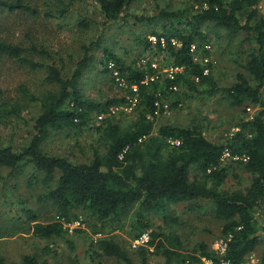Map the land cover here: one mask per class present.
I'll list each match as a JSON object with an SVG mask.
<instances>
[{"label":"trees","instance_id":"obj_1","mask_svg":"<svg viewBox=\"0 0 264 264\" xmlns=\"http://www.w3.org/2000/svg\"><path fill=\"white\" fill-rule=\"evenodd\" d=\"M96 1L108 23L128 17L125 11L135 0ZM261 1L189 0L192 11L188 8L176 11L161 9L156 17L171 20V27L164 24L162 32L151 31L157 38L154 43L148 38L140 39V42L145 48L156 44L159 50L173 57L175 66L184 67L173 79L160 76L146 83V77L155 73L151 63H129L114 49L98 41L93 43L104 51L100 59L104 72L110 73L114 81L119 78L118 83L124 84L127 90L125 97L98 101L82 89L81 79L93 61L89 53L93 46L86 47L84 57L70 76H63L57 66L50 65L47 79L56 83L58 89L49 91L42 101L43 112L36 119V134L27 146L19 150L11 145H0V167L10 168L13 175L22 166H31L35 171L30 175V184L40 179L37 173L40 172L41 182L47 190L38 196V200L51 203L55 209L51 220L42 221L37 210L23 200L26 219L19 220L22 228L26 229L30 224L34 236L40 239L60 237L75 248L74 240L67 236L69 228L65 225L81 221L91 226L94 234H101L92 241L90 249L93 253L133 264L127 249L113 237L105 235L104 230L112 221L123 222L135 208L136 225L140 231L134 238L149 233L146 245L139 247L143 255H164L168 264L174 258L184 262L187 256L197 260L207 257L241 263L250 254L258 252L257 264H264V109L255 113L252 119L240 122L239 130L224 142L210 139L198 125L164 124L154 134L158 117L155 113L159 108L163 111L162 100L165 97L177 93L174 86L199 92V85L207 84L210 94L223 91L232 105L252 103L264 107V16L258 8ZM0 6L10 11H34L24 0H0ZM185 13L191 15L189 29L176 25L183 24L181 19ZM48 16L55 15L50 13ZM135 18L138 21L148 19L145 16ZM209 22L225 28L230 34L239 31L250 34L246 40L254 45L245 65L250 78L238 74L237 82L220 87L211 73H204L205 66L194 59L191 46L196 44L199 48L207 42L209 34L202 25ZM81 24L88 27L84 20ZM162 38L166 41L164 47ZM172 39L180 45H175ZM26 51L25 47L0 38V60L8 56L32 68L42 66L26 57ZM210 55V51L204 49L203 57ZM134 99L139 101L137 114L123 126L116 120L112 108L124 106L126 102L131 106ZM7 106L5 103L0 105V117L2 112L20 114L17 105L13 108ZM120 113H125V110ZM98 116H102L101 119L98 120ZM95 119L100 122L97 131L107 148L102 153L99 147H95L89 162H73L66 156L50 155L44 150L43 144L53 132L83 129L95 125ZM227 150L232 156L249 157L248 161L229 160L230 165L236 163L252 175L248 187L233 190L226 185L230 165H225L222 157ZM200 200L212 205V212L222 223L220 237L226 243L223 254L202 241L193 249L197 254L186 256L184 251L178 250L181 243L177 236L169 237L157 229L149 232L154 224L153 215L161 214L166 223H177V217L172 214L173 207L185 202L195 207ZM80 213H87L90 219H81ZM76 231L83 232L80 228ZM23 261L24 264H50L35 254L24 256ZM0 264H4L1 257Z\"/></svg>","mask_w":264,"mask_h":264},{"label":"rangeland","instance_id":"obj_2","mask_svg":"<svg viewBox=\"0 0 264 264\" xmlns=\"http://www.w3.org/2000/svg\"><path fill=\"white\" fill-rule=\"evenodd\" d=\"M24 2L34 11H10L0 6V38L25 47V56L42 64L38 68H32L16 58L5 56L0 60V105L5 103L8 108L17 105L20 111L19 115L2 112L0 145H11L17 150L27 146L32 140L36 134V119L43 112L42 101L49 91L58 89L56 83L47 79L50 65L57 66L63 76H70L78 61L84 57L86 47L93 46L89 51L93 61L81 79L82 89L90 98L98 101L110 97H125L127 90L124 84L118 83V78L114 81L110 73L104 72L100 64L104 51L101 46L93 43L98 41L101 45L114 49L129 63H156L155 72L167 77L174 65L173 57L168 52L159 50L156 44L145 48L140 39L148 38L154 43L157 38L151 31L162 32L164 24L167 28L171 27V20L156 17L161 9L190 10L192 6L189 0H135L125 11L128 17L106 23L96 0ZM258 8L264 16V0L259 3ZM50 13L55 16H48ZM188 15L184 14L182 25L176 23L181 29H189L188 20L191 15ZM135 16H145L148 19L138 21ZM83 20L88 23V27H83ZM202 29L208 32L209 37L207 42L198 48L196 55L203 61L206 44H211V48L207 49L211 53L207 65L210 66V73L217 84L220 87L230 86L237 82L238 74L250 78L245 69L254 45L246 40L250 34L245 31L230 34L213 22L203 24ZM114 75L116 76L117 72ZM209 88L207 84H202L199 85V92H191L178 86L177 93L162 100L164 109L159 111L154 134H157L160 126L164 124L198 125L210 139L224 142L239 130L240 122L252 119L255 113L264 109L252 103L232 105L223 91L210 94ZM262 98L264 100V87ZM132 101L133 105L130 106V103L126 102L117 110L116 120L123 126L128 125L137 114L136 105L139 101ZM122 109L125 113L119 114ZM99 119L101 118L98 116ZM94 123L95 125L83 129L53 132L44 142V150L50 155L66 156L73 162H89L95 147H99L102 153L107 148L101 133L97 131L100 122L95 119ZM229 160L225 159L224 164L229 166ZM34 171L31 166H22L11 175L10 168L0 167V257L4 264H24V256L33 254L50 264H125L116 258L98 256L91 251L92 241L101 237V234H94L92 227L87 223L75 221L65 225L69 228L67 236L74 240L75 248H71L69 243L60 237L40 239L34 236L30 224L26 225L27 230L22 228V222L19 220L26 219L23 200L37 210L42 221L51 220L55 214L51 203H40L38 200V196L47 190L41 182L42 174L37 172L40 179L33 184L29 182ZM226 181L230 189H243L251 184L252 175L233 163L229 166ZM191 206L190 202H185L173 207L172 214L177 217V223H166L161 214L153 215L154 224L149 232L157 229L169 237L177 236L181 243L178 250L184 251L186 256L194 255L193 249L202 241L209 243L216 251H222V223L212 212V205L200 200L195 207ZM134 211L135 208L124 217L123 222L112 221L105 228V235L113 237L127 249L133 264H168L164 255H143L140 252L139 247L146 243H138L139 238H134L140 231L136 225ZM80 214L81 219H90L87 213ZM79 228L83 232L76 231ZM164 240L170 245L167 239ZM250 255L258 259V252ZM190 259L187 256L184 262H179L174 258L169 264H187Z\"/></svg>","mask_w":264,"mask_h":264},{"label":"built area","instance_id":"obj_3","mask_svg":"<svg viewBox=\"0 0 264 264\" xmlns=\"http://www.w3.org/2000/svg\"><path fill=\"white\" fill-rule=\"evenodd\" d=\"M172 42H173L175 45H177V46L180 45V44L177 42L176 39H172ZM161 43H162V46L164 47L165 44H166V41L162 38V39H161ZM206 48H207V49H210V48H211V44H210V43H207V44H206ZM197 50H198L197 45H196V44H192V46H191V51L194 53V59H195L196 61H200L199 56L196 55V51H197ZM208 60H209V57H204V58H203V61H200V62L205 66V69H204V73H205V74H209V73H210V66L207 65ZM152 66H153L155 69H157V65H156V63H153ZM183 69H184V67H178V66L172 65V67H171V69H170V71H169L167 77L173 79V78L175 77V75H176L178 72H182ZM160 76H162L160 73L155 72V73L152 74V75H148V76L146 77V79H145V82L148 83L149 80H157V79L160 78ZM118 79H119V78H118ZM177 88H178L177 86H174L173 89L177 90ZM134 89L137 90V87H134ZM131 101H132V100H131ZM132 102H133V101H132ZM118 108H119V107H115V108L113 107V108H112V112H113V114H114V113H117V110H119ZM159 111H160V108H159V109L156 111V113H155L157 116L159 115ZM101 117H102V116H100V118H101ZM225 159H232V160H236V161H238V160L248 161V160H249V157L246 156V155H243V156L234 155V156H232V155L230 154V152L227 150V151H225V154H224L223 157H222V161L224 162ZM148 240H149V234H148V233H145L144 235L141 236V238H139V239L137 240V242H138V243H146V242H148ZM225 249H226V243L224 242V243H223V246H222V251H219V253L223 254L224 251H225ZM257 263H258V259L255 258V257L252 256V255L248 256V258H247L246 260H244L243 262H241V263H235V262H233V261H231V260H229V259H222V260H220V261H216V260H214V259H212V258H207V257H201V258H199L198 260H197V259H190V260L187 261V264H257Z\"/></svg>","mask_w":264,"mask_h":264}]
</instances>
